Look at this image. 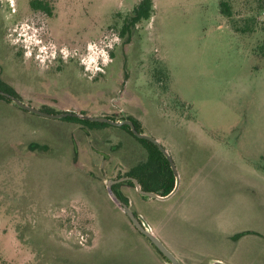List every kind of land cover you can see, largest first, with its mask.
<instances>
[{
	"label": "rangeland",
	"instance_id": "1",
	"mask_svg": "<svg viewBox=\"0 0 264 264\" xmlns=\"http://www.w3.org/2000/svg\"><path fill=\"white\" fill-rule=\"evenodd\" d=\"M140 1L0 0V79L37 109L141 122L191 195H233V262L264 264V0H225L230 19L223 0H154L152 18L122 36ZM3 104L0 259L99 264L120 223L107 178L145 162V145L121 127L83 135Z\"/></svg>",
	"mask_w": 264,
	"mask_h": 264
},
{
	"label": "crops",
	"instance_id": "2",
	"mask_svg": "<svg viewBox=\"0 0 264 264\" xmlns=\"http://www.w3.org/2000/svg\"><path fill=\"white\" fill-rule=\"evenodd\" d=\"M6 107L5 104L0 103V111ZM20 110L29 112L21 108ZM140 124L142 125L141 122ZM81 126L80 128L77 126L76 129L80 130L83 135L90 131L95 137H100L102 129L105 128ZM123 131L128 132L125 129ZM88 150L95 155L88 158L91 161L95 162L101 158L102 163L107 162L105 160L108 154H105L102 148L90 147ZM26 152L29 150L24 153ZM113 156L114 159L116 157L118 159V154ZM141 163L143 162L128 167L129 171ZM117 177L107 179H117ZM117 184H121L116 188L117 192L127 200L135 215L142 217L148 223L154 235L164 243L181 264H237L233 262V243L231 242L233 239V195L224 199L220 196L209 198L207 197L209 195L195 197L191 195L192 186L195 185L194 181L186 180L184 183L181 179L178 190L172 197L150 199L142 196L135 187H130L125 182ZM109 200V207L120 217V223L113 228L114 230L107 232L108 256L103 257L99 264H170L149 239L135 228L119 205L111 197ZM4 229L3 220L0 217V239L4 237L3 234H6ZM95 240H97L96 232H93L89 251L94 249ZM0 264H3L1 259Z\"/></svg>",
	"mask_w": 264,
	"mask_h": 264
},
{
	"label": "trees",
	"instance_id": "3",
	"mask_svg": "<svg viewBox=\"0 0 264 264\" xmlns=\"http://www.w3.org/2000/svg\"><path fill=\"white\" fill-rule=\"evenodd\" d=\"M32 7H33V9H36V10H45V11H47V14H49V15H51V13H52L51 6L47 1L33 2ZM220 11L224 16H226L229 19L232 18V16H233L232 7L228 3V1L223 0L220 2ZM153 13H154V0H141L138 3V5L136 6V8L134 9L132 16H130V18L125 22V24L122 28V31H121V35L125 36L127 33L131 32L132 28H134L141 21H143V20L149 21L152 18ZM237 31H240L241 33L247 32V30H244V29L237 30ZM0 91L7 93L11 96L19 98L15 89L12 86L4 83L1 79H0ZM4 102L7 104L13 103V101L10 97H7V96L2 95L0 93V103H4ZM43 110L46 112H49V113H58L54 110H48V109H43ZM82 114H84V113H82ZM127 118L134 122L137 130L140 133H144V131L142 129V125L140 124L139 121H137L131 117H127ZM109 119L116 120V119H112V118H109ZM63 120L68 121V122H72V123H78L80 125H83V126L89 127V128L113 126V125H110L108 123L93 122V121L81 119V118H78L75 116H69V117L63 118ZM122 128L127 130L133 137H135L136 139H138L139 141H141L145 145V147L148 151V159L145 162L139 164L137 167L132 168L125 175H119L117 177V179H120L123 177H135L138 179V181L141 185V188L143 190L155 192V193H158L162 196L169 195L175 188L176 176L174 175V173L171 169L170 162L168 161L166 156L160 151V149L156 145H154L150 141L136 137L133 134V132L131 131L129 126L124 125V126H122ZM152 169H155L157 172V181H155L154 183L151 181V178H150V176H151L150 170H152ZM125 183L129 184L130 186L135 187L132 181H127ZM120 185L121 184L113 185V188H112L113 192L123 202L128 204L127 200L124 197H122L116 190V188Z\"/></svg>",
	"mask_w": 264,
	"mask_h": 264
},
{
	"label": "water",
	"instance_id": "4",
	"mask_svg": "<svg viewBox=\"0 0 264 264\" xmlns=\"http://www.w3.org/2000/svg\"><path fill=\"white\" fill-rule=\"evenodd\" d=\"M0 93L2 95L10 97L12 99L13 103L16 104V106H18L19 108L26 110V111H29L33 114L40 115V116L49 117V118H59V119H63V118L69 117V116H75V117L90 120L93 122L108 123V124L113 125L115 127H122L124 125H127L130 127L131 131L133 132V134L136 137H138L140 139H146V140L150 141L151 143H153L154 145H156L160 149V151L166 156L168 161L170 162L171 169H172V171H173V173L177 179V183L175 185V188L169 195L160 197L155 192L143 190L141 188V185H140L138 179L135 177H123L120 179H109L106 181V187H107V189L111 195V198L119 205V207L123 210V212L128 216V218L130 219L132 224L135 226V228L149 239V241L170 262V264H181L179 262V260L175 257V255L164 245V243L157 236L154 235V233L152 232L148 223L142 217L136 216L135 213L132 211L131 207L128 204H126L125 202H123L113 192V189H112L113 185H115L117 183L132 181L135 188L137 189V191L142 196H145V197L150 198V199H152V198H157V199L170 198L177 192L178 187H179V175H178V171H177L175 162L173 161L170 153L161 145V143L158 140H156L155 138H153L149 134L140 133L137 130L134 122L128 118H125L121 121H117V120H111L107 117L91 116V115H86V114H82V113L80 114V113L71 112V111L64 112V113H49V112H46V111H43V110H40V109H37V108L31 106V105L21 101L17 97L11 96V95L4 93V92H1V91H0Z\"/></svg>",
	"mask_w": 264,
	"mask_h": 264
},
{
	"label": "flooded vegetation",
	"instance_id": "5",
	"mask_svg": "<svg viewBox=\"0 0 264 264\" xmlns=\"http://www.w3.org/2000/svg\"><path fill=\"white\" fill-rule=\"evenodd\" d=\"M116 115H117V114H116ZM106 117H108V118H112V119H116V120H120V119H125V118H127L126 115H125L124 113H121V116H120L121 118H116V117H114V116L112 117V116H109V115L106 116Z\"/></svg>",
	"mask_w": 264,
	"mask_h": 264
}]
</instances>
